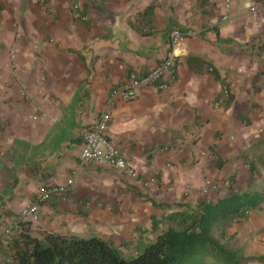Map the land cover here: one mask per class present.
Listing matches in <instances>:
<instances>
[{"label":"crops","instance_id":"0c3cea01","mask_svg":"<svg viewBox=\"0 0 264 264\" xmlns=\"http://www.w3.org/2000/svg\"><path fill=\"white\" fill-rule=\"evenodd\" d=\"M262 3L230 0L226 12L224 0H0V232L39 189L62 185L73 172L74 188L39 207L36 230L96 235L116 246L124 240L136 250L154 240L151 219L163 210L152 202L201 201L190 187L214 177L204 168L214 166L209 146L231 160L257 137L241 123L258 93L237 55H264V9L249 11ZM173 29L196 34L171 46ZM190 55L217 71L223 89L208 67L188 69ZM169 56L163 88L144 87L134 101L119 102L106 133L118 155L156 184L138 188L113 169L80 166L84 136L109 91ZM224 87L228 106L217 99ZM183 126L187 137L196 134L194 146L160 153L158 145Z\"/></svg>","mask_w":264,"mask_h":264},{"label":"trees","instance_id":"16d2710c","mask_svg":"<svg viewBox=\"0 0 264 264\" xmlns=\"http://www.w3.org/2000/svg\"><path fill=\"white\" fill-rule=\"evenodd\" d=\"M150 11L148 8L143 15ZM186 64L192 72H201L203 67L207 71L208 67L201 57L192 55L187 57ZM208 72L223 89L217 71L209 65ZM222 98L221 92L217 99ZM223 100L222 105L228 106L232 96ZM209 152L217 171L231 162L218 155L214 144L209 146ZM234 160L246 167L247 180L241 190L234 189L231 182L227 194L202 198L194 205L152 202L163 210L160 218L151 219L154 240L132 255L125 256L112 241L96 235L89 238L54 232L35 235L29 229L32 223L23 222L9 235L0 237V264H251L253 260L260 261L262 257L244 255L232 241L234 233L228 235V230L264 206V132Z\"/></svg>","mask_w":264,"mask_h":264},{"label":"built area","instance_id":"2783aa9c","mask_svg":"<svg viewBox=\"0 0 264 264\" xmlns=\"http://www.w3.org/2000/svg\"><path fill=\"white\" fill-rule=\"evenodd\" d=\"M230 6V0H224V9L227 12ZM259 8L264 9V3L258 6H250V12H256ZM84 20V19H83ZM228 15L222 16V21H227ZM196 32L188 30L181 32L179 29H173L170 32V44L176 46L184 41L186 37L194 36ZM172 57H167L157 67L150 72L139 75L132 72L128 75L126 83L111 89L103 103L97 121L88 129L84 136V143L79 155L80 166L93 163L96 166L106 167L122 174L126 179L131 181L136 187L143 188L147 185L156 184V179L143 178L137 171L126 162L124 158L118 155L115 147L107 140L106 133L108 124L114 107L119 102L129 103L136 99L138 90L144 87L163 88V81L172 66ZM171 78L169 79V81ZM76 172L62 185L51 186L39 189L33 196L32 202L25 206L2 230L1 238L9 235L20 223L30 222L36 223L39 219L38 211L41 204L48 201L56 195H64L69 193L75 186ZM214 189V186L212 187ZM206 190H202V194H206Z\"/></svg>","mask_w":264,"mask_h":264},{"label":"rangeland","instance_id":"374dc122","mask_svg":"<svg viewBox=\"0 0 264 264\" xmlns=\"http://www.w3.org/2000/svg\"><path fill=\"white\" fill-rule=\"evenodd\" d=\"M239 62H243L246 64V67L250 70L251 69V83L254 85V93H258L257 99H254L253 101L249 100L247 106L243 108L241 111V116H244L241 120V123L243 126H246L248 129H251L252 134H260L264 132V55H259L257 51L250 50L249 53L246 54H238L237 55ZM11 58V57H10ZM223 98L221 99V104L223 99H227L231 94L229 93V90L224 87L223 90ZM258 101V102H256ZM249 117L252 119L249 120ZM187 133H189L188 126H183L182 130H177L175 133V136H170L173 140L168 143L159 144V152L160 153H171L174 152V149L176 145L184 146V145H191L194 146V144L197 142L196 134L192 137H187ZM253 134V135H254ZM256 138V137H255ZM255 138H253L251 141H253ZM247 147V146H246ZM198 150V156L200 157L203 164L205 163L204 159L205 153L201 152L200 149ZM207 156V155H206ZM236 156V155H235ZM235 156H231V162L227 163L223 166L222 170L217 171L213 165L210 164V166H204V168H207L206 170H213V179L210 180L209 184L204 185H195L194 187H190L191 190H194L200 195V198H210L220 195L227 194L228 186L233 184L234 189L241 190L244 184L246 183V167L242 165V167H235ZM205 157V158H204ZM238 163H241V161H237ZM208 175H210V171L208 172ZM234 177V179L231 181V178ZM214 186V189L212 188ZM206 190V194H202V190ZM187 196H183L182 201H190L187 199ZM183 203V202H179ZM190 205H194V202H190ZM38 222V221H37ZM36 222V223H37ZM33 224V230H30L33 234L37 235L38 233H42L41 230H36L37 225L35 223ZM7 226V224L3 225V229ZM264 231V206L261 211H253L250 213L247 219L240 221L238 224L233 225L228 230V235H231L234 233L232 241L234 242V245L241 248L244 255L249 257H262V260L260 261H252V262H259L260 264H264V233H261ZM118 249L125 255L129 256L132 255L136 250L135 246H128L124 240L119 242L117 245Z\"/></svg>","mask_w":264,"mask_h":264}]
</instances>
